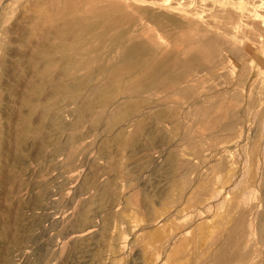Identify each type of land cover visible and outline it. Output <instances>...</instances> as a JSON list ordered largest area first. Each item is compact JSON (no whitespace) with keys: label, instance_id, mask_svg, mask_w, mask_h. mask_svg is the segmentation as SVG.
I'll return each instance as SVG.
<instances>
[{"label":"rangeland","instance_id":"1","mask_svg":"<svg viewBox=\"0 0 264 264\" xmlns=\"http://www.w3.org/2000/svg\"><path fill=\"white\" fill-rule=\"evenodd\" d=\"M33 1L0 0V264H264V0H124L134 42L161 37L192 70L74 130L86 92L49 109L48 85L22 108L39 82L19 39ZM127 5L162 15L165 32ZM131 102L134 119L106 124ZM22 115L34 121L23 140Z\"/></svg>","mask_w":264,"mask_h":264},{"label":"bare ground","instance_id":"2","mask_svg":"<svg viewBox=\"0 0 264 264\" xmlns=\"http://www.w3.org/2000/svg\"><path fill=\"white\" fill-rule=\"evenodd\" d=\"M84 3H87L83 7H86V13L88 15H85L83 17L75 16L77 12L74 10H77V7L83 5ZM97 3L105 4L103 9H101L99 12L90 14L91 11H94ZM140 5H136V7L133 5H127V7L132 8V10L136 11V13H138L140 17H143L147 22L151 21L155 27L160 28V31L164 33V28L159 21V17H162V15H158L154 11L138 7ZM123 6H125L124 0L33 1L31 7V13L33 14V16H31L32 21H30V23L28 24H25L27 23L25 22V25H21V28H18L20 32L19 34H22V37L19 39H23L22 43L24 48H30L27 56L24 54V58L26 56V59L29 63L28 65H30L32 68V74L36 79L39 80V82L37 83V85L28 87L26 93L23 94L24 97L20 96L21 98H23L22 108H25V110L28 109L30 112L31 110L34 111L36 109L34 108L36 102L34 103V100L32 101L29 96L30 93H32V95H37L38 98L42 97L44 94H48L46 93L48 85L50 86L49 89H51V91L49 92L50 94L48 96L46 95L44 100L43 98L41 100H43V105L45 103L47 105L46 108L49 109H53L54 107H56V103L52 106L48 105V101L52 100L54 97H61V95H63L67 96V98L70 97L71 99L73 95H79L83 92H86L87 96L85 98L82 96L84 100L81 102V105L78 104L80 105L78 107V118L77 120L73 121L75 123H71L73 125L70 126L74 130L78 126L80 128L79 124L85 119H92V121L95 123L99 122L101 118L96 114V109H103L105 107H108L109 109L122 99L127 100L131 97L158 92L161 89L168 90L171 83L177 82L180 78L189 74V72L192 70L191 66L193 64V61L187 63L182 55L177 53V51L164 53L165 51H162L163 45L161 43V37L154 36V38H156L158 42L157 44H151L150 47H146L141 43L134 42V40L137 38V34L131 29L133 28V23L128 22L127 24H123L125 23L123 19L126 17L122 10ZM186 7L187 6H185V8ZM170 24L177 26L178 21L174 20ZM179 27L180 26H178V28ZM49 31H51V33H49ZM142 32L144 33L143 35L145 37L149 36L150 38H152L148 33V30H144ZM183 63H186V67L183 66ZM92 65H97V68L93 70L92 68H90ZM55 73H57V76H55ZM79 76L81 77L79 78ZM32 78L33 77L31 75V79ZM98 79H101L99 80L100 84L93 85V82L97 81ZM160 80L166 83L165 85L160 86L161 89L157 87L156 84L157 81ZM20 97L19 99H21ZM140 104L138 105L140 106ZM36 106L37 105H35V107ZM57 106L60 107V105ZM136 107V102L125 104L121 110L116 112V114L109 115L108 117L105 116L107 117L106 124L110 127L115 128L116 126L121 127V125H123L124 127V124H121L123 123L122 121L125 119H127L126 121H128V118L132 119L133 117L129 115L130 113H133ZM46 108L44 112L48 111V109ZM219 108L222 109V107ZM25 110L23 111L25 112ZM137 116L136 118H139ZM159 116L158 118L160 119L161 116ZM18 119L19 125L23 128V131H21L23 132V135L20 134L23 140L24 135L32 132L31 129L33 128L32 124L34 121H30V115H22L20 118L18 117ZM144 122L146 123V121ZM50 126L53 127V125ZM57 126L55 125V127ZM137 126L138 129L136 132L139 133L140 129H142V127L144 128V126L142 125V123L138 122ZM59 127L60 126H58V128ZM115 128L112 129L114 130ZM119 128L116 129L119 130ZM61 131L62 130H60L59 132ZM121 132H118V134ZM61 133H63V131ZM28 136L30 135L28 134ZM47 136L48 135H45L44 138H46ZM261 220L263 219L261 218ZM259 224H261V222ZM258 228H260L259 231H261V235L263 238L264 221Z\"/></svg>","mask_w":264,"mask_h":264}]
</instances>
